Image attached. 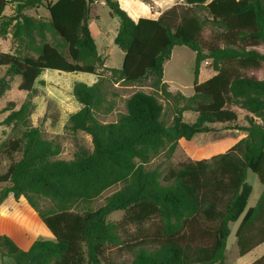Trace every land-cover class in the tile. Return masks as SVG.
Instances as JSON below:
<instances>
[{"label": "trees", "instance_id": "16d2710c", "mask_svg": "<svg viewBox=\"0 0 264 264\" xmlns=\"http://www.w3.org/2000/svg\"><path fill=\"white\" fill-rule=\"evenodd\" d=\"M9 2L0 0V36L10 34L14 52L0 53V69L19 78V91L34 92L44 70L96 74L102 59L88 27L89 8L96 2L118 20L113 43L124 55L119 69H107L110 80L128 85L150 80L153 91L132 94L125 112L103 124L94 114L112 108L104 77L90 86L74 83L72 95L81 108L69 115L66 128L88 134L92 151L79 150L69 161L55 159L58 143L29 125L31 98L17 110L12 104L3 109L8 113L0 125L22 130L0 145V154L20 155L0 171V184H8L0 201L23 197L53 238L35 240L23 250L0 235L2 256L14 264H110L104 262L107 248L125 246L132 254L129 264H225L230 225L242 214L235 231L238 255L264 243V78L242 74L264 69V0H183L156 19L136 21L117 0H15L13 13L3 15ZM42 6L48 19L24 14ZM176 46L195 54L189 97L170 91L162 79L163 64ZM207 60L214 75L198 83L200 64ZM158 98L171 106L169 124ZM233 107L248 114L246 125L237 124ZM185 112L194 113L195 121H184ZM223 124L246 136L209 159L166 170L148 167L160 154L170 159L179 139L190 141ZM248 172L257 176L262 193L245 211ZM116 185L120 188L102 206L90 208ZM45 202L48 207H41ZM116 211L123 213L121 220L109 222ZM149 222L152 229L124 245L118 233L122 225ZM38 229L45 232L42 225ZM251 264H264V254Z\"/></svg>", "mask_w": 264, "mask_h": 264}, {"label": "rangeland", "instance_id": "374dc122", "mask_svg": "<svg viewBox=\"0 0 264 264\" xmlns=\"http://www.w3.org/2000/svg\"><path fill=\"white\" fill-rule=\"evenodd\" d=\"M9 2L3 15H11L16 7L15 0ZM53 2L55 0H49ZM147 4L148 12L143 13L139 18L156 19L160 13L175 4H184L183 0H152ZM146 4V3H145ZM127 6V3L123 4ZM120 7V5H119ZM24 14L34 19H48V13L44 6L39 9L25 10ZM205 13H201L204 16ZM134 21V20H133ZM88 27L91 36L95 42L97 53L102 59V67L96 70V74L87 73H65L55 70H44L38 76L34 83V92L28 94L18 90L19 78L16 76H5L4 70L0 69L1 85L3 87L0 95V124L8 112L3 109L12 104L14 110L27 98H31L33 111L29 116L28 123L32 127H37L42 137L58 143L60 153L55 157L58 160L69 161L79 150L92 151L91 137L81 131L71 132L67 126V119L70 114L75 113L81 108V105L72 95L74 83L81 82L86 85H92L100 78L104 77L105 96L111 103L112 108L109 112L103 110L96 111L94 116L100 123L115 122L118 116L125 112L126 100L136 92L152 93L150 80H144L141 83L128 85L122 82L112 83L110 73L107 69H119L123 60V52L114 45L113 39L118 29V20L110 14L108 7L103 2H96L90 5L88 16ZM14 44L10 34L5 37L0 36V53H13ZM195 63V54L185 46H176L172 49L170 58L163 64V82L168 85L170 91H179L182 95L189 97L193 94V67ZM245 76H253L257 79L264 78V69L257 71H242ZM214 72L210 66V60L200 64L198 83H201L211 76ZM30 95V96H29ZM158 101L163 105L165 113V122L169 124L172 119L171 106L161 98ZM237 115V124L246 125L245 111L240 108H232ZM195 114L192 112L183 113V120L194 122ZM232 124L216 125L213 132L209 134H197L192 140L186 141L179 139L176 149L170 159L166 160L163 154L155 157L148 167L160 166V169L177 168L187 161H197L210 158L225 152L231 137V130L228 128ZM21 126L12 124L9 126L0 125V145L12 138H18L21 135ZM236 135V134H234ZM19 154L7 157L0 154V171L4 173L11 161L19 159ZM246 182L251 186V194L248 198L245 211L254 207L262 193V186L257 176L248 172ZM8 184H0V191ZM120 185L113 186L104 191L91 204V209H97L105 203L106 197L116 192ZM41 207H48V203H42ZM0 235H6L11 238L20 248L29 247L35 240H51L52 237L41 233L39 230V221L37 214L29 207L26 200L20 197L14 200L11 195L0 201ZM123 213L116 211L111 213L107 220L109 222H118ZM243 214L236 223L230 225V233L227 237L225 247V264H251L254 260L264 254V243L260 244L244 256L237 253L235 231ZM38 226V228H37ZM153 223L149 222L142 226L135 224H125L119 228V236L124 245L134 243V239L143 229H152ZM138 240V239H137ZM136 240V241H137ZM132 254L125 246H109L104 255V262L110 264H129ZM0 264H14L10 258L0 254Z\"/></svg>", "mask_w": 264, "mask_h": 264}, {"label": "crops", "instance_id": "0c3cea01", "mask_svg": "<svg viewBox=\"0 0 264 264\" xmlns=\"http://www.w3.org/2000/svg\"><path fill=\"white\" fill-rule=\"evenodd\" d=\"M153 3V5L156 7V4L152 1V0H149ZM118 4L120 5V8L122 10H124L126 12V14L134 21H136L140 15H142L143 13H146L148 12V5L145 4L144 2H142L141 0H117ZM124 3H127V6H124L123 4ZM159 16V15H158ZM157 16V17H158ZM236 134V135H234ZM231 137H233L231 139V141L229 142V144L227 145L228 146V149L231 148L235 143H237L240 139L244 138L246 136L245 133L243 132H239V131H234L233 133H230ZM227 149V150H228ZM226 150V151H227ZM225 151V152H226ZM224 153V152H223ZM206 159H209V158H206ZM202 160V159H201ZM248 174V173H247ZM247 179V178H246ZM35 213V212H34ZM1 216V214H0ZM37 219L39 221V225H42L44 231V234H47L49 236L52 237L51 233L49 232V230L45 227V225L41 222V220L39 219V217L37 216ZM53 238V237H52ZM28 248V246L25 248H21L23 250H26ZM259 258V257H258Z\"/></svg>", "mask_w": 264, "mask_h": 264}]
</instances>
